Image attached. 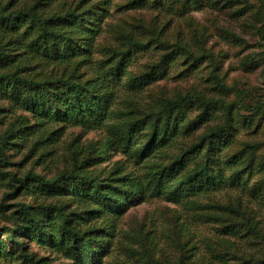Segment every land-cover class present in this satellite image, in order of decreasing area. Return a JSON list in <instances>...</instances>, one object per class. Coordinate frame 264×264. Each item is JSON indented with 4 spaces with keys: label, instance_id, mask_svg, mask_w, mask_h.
I'll list each match as a JSON object with an SVG mask.
<instances>
[{
    "label": "rangeland",
    "instance_id": "rangeland-1",
    "mask_svg": "<svg viewBox=\"0 0 264 264\" xmlns=\"http://www.w3.org/2000/svg\"><path fill=\"white\" fill-rule=\"evenodd\" d=\"M48 10L58 14L77 10L85 15L84 33L69 27L80 43V59L112 65L126 49L131 52L119 78L105 79L109 116L103 125L86 129L60 123L39 130L33 114L9 110V103L1 100L8 119L2 129L17 119L20 133L34 132L19 150H8L15 163L10 169L19 175L34 171L55 178L73 167L72 157L84 158L80 175L99 177L127 196L108 208L72 195L37 199L20 193L4 202L6 188H0V264H22L24 252L33 253L41 264H84L16 229L9 219L15 207L5 205L17 201L63 204L84 216L97 211L86 224L93 232L94 252L83 253L85 264H264V170L251 181L261 185L256 194L254 184L245 188L239 182L206 193L184 190V171L167 181L164 189L158 181L164 165L225 123V108L217 105L208 109L196 129L188 128L190 121L206 114L201 101L234 106L229 146L219 153L223 161L253 143L260 144L255 152L264 161V0H89L86 4L57 0ZM133 42L143 46H132ZM84 70L81 81L96 79L94 71ZM151 70L158 75L146 76L133 86V78ZM185 97L193 102H183V126L169 147L150 159L140 158L137 148L128 147L131 131L144 144L157 113ZM138 121H144L141 130ZM203 159V154L196 157ZM195 163L189 160L188 168ZM181 180L185 186L177 192L174 188ZM66 185L91 184L74 178ZM248 217L254 228L245 237ZM232 226L241 229L239 234L231 232Z\"/></svg>",
    "mask_w": 264,
    "mask_h": 264
},
{
    "label": "trees",
    "instance_id": "trees-1",
    "mask_svg": "<svg viewBox=\"0 0 264 264\" xmlns=\"http://www.w3.org/2000/svg\"><path fill=\"white\" fill-rule=\"evenodd\" d=\"M55 1L57 0H0V101L6 100L9 110H24L33 114L40 124L39 130L46 131L51 125L60 123L92 129L107 121L109 98L103 93L105 79L107 75L119 78L131 48L122 52L112 65L80 59V43L72 36L69 27L74 32L84 33L88 28L85 15L77 10H70L65 14L53 11L48 13V8ZM88 2L89 0H80L81 4ZM86 45L87 41L84 46ZM134 45L143 46L139 42H133L132 46ZM11 46L17 54L24 56V61L17 59L10 51ZM103 65L109 66L107 68ZM84 69L94 71L96 79L81 81L86 72ZM107 71L112 73L108 74ZM158 73L159 71L151 70L133 78L131 83L139 86L146 76H156ZM183 102L191 103L193 99L185 97L184 101L171 102L157 113L150 124L151 131L144 144H140L131 131L126 138L128 147L137 148L139 157L147 159L169 147L183 126ZM201 102L206 107V114L190 121L188 128L196 129L199 122L205 121V116L209 114L208 109L217 105L225 108L226 121L216 129L204 133L197 145L180 152L172 164L164 165L158 178L159 186L164 189L167 181L184 171V179L187 181L184 190L206 193L212 188L219 189L228 182L233 185L239 182L245 188H250L251 181L264 170V161L259 160L255 152L260 144H248L223 161L219 153L229 146L228 131L235 124L232 116L234 106L220 100ZM246 108L251 110L249 106ZM6 110L0 108V188H6L4 202L20 193L34 195L37 199L72 195L85 203L92 202L101 208H108L110 203H117L119 198L122 200L127 196L122 189L99 177L80 175L78 170L84 168L87 162L84 158L79 161L72 157L73 167L55 178H47L34 171L19 175L11 170L10 167L15 163L12 162L8 150H19L30 141L34 132L20 133L17 119L2 129L8 120ZM142 123H136L139 130L144 126ZM200 154H203V162L196 160ZM191 159L196 163L189 169L188 163ZM228 171L230 176L226 179L225 173ZM74 178L82 184L88 180L91 185L81 188L66 185ZM185 180L177 183L175 191H179L182 185L185 186ZM262 181L264 185V179ZM252 184V190L256 194L261 185L258 187L255 181ZM5 207H15L11 210L9 219L13 221L16 229L25 232L43 247L63 253L67 258L79 259L84 264L86 260H82L83 253L93 254V232L86 228V224L97 211L91 210L92 215L84 216L81 212L70 211L63 204L35 206L23 201L6 204ZM244 224L249 231L243 236L249 237L252 234L250 230L254 228L250 217ZM240 230L236 226L231 228L233 234H239ZM1 249L0 245V252ZM24 255L22 264H41V260L33 259V253L24 252Z\"/></svg>",
    "mask_w": 264,
    "mask_h": 264
}]
</instances>
